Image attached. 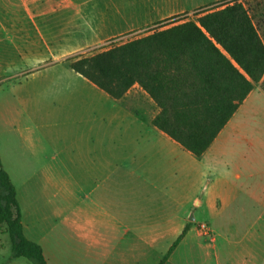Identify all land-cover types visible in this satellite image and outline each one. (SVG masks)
<instances>
[{"label": "crops", "instance_id": "crops-1", "mask_svg": "<svg viewBox=\"0 0 264 264\" xmlns=\"http://www.w3.org/2000/svg\"><path fill=\"white\" fill-rule=\"evenodd\" d=\"M149 1L152 5L0 0V10L17 5L20 16L31 17L27 24L43 50L28 56L69 59L173 15L208 6ZM4 56L2 49L0 57ZM73 73L69 62H60L26 80L70 91L64 100L66 146L59 159L66 171L65 212L79 218L81 225L49 226L47 250L42 239L28 237L22 215L26 237L43 247L47 262L160 264L187 228L164 264H263L264 211L259 207L264 208V146L228 145L239 135L248 139L243 130L246 112L253 109L256 116L264 106L258 84L210 148L197 157L154 126L161 109L140 85L114 99L77 73L84 81H72ZM200 224L210 228V237L200 233ZM67 233L96 236L91 241L73 237L70 242ZM19 259L8 264H19Z\"/></svg>", "mask_w": 264, "mask_h": 264}, {"label": "trees", "instance_id": "trees-1", "mask_svg": "<svg viewBox=\"0 0 264 264\" xmlns=\"http://www.w3.org/2000/svg\"><path fill=\"white\" fill-rule=\"evenodd\" d=\"M197 11L194 21L67 61L75 73L114 99L122 98L135 84L140 85L161 109L154 126L200 157L254 84L260 83L264 91V43L238 0ZM3 224L10 238L12 259L49 264L43 247L24 233L17 190L0 158V226Z\"/></svg>", "mask_w": 264, "mask_h": 264}, {"label": "rangeland", "instance_id": "rangeland-1", "mask_svg": "<svg viewBox=\"0 0 264 264\" xmlns=\"http://www.w3.org/2000/svg\"><path fill=\"white\" fill-rule=\"evenodd\" d=\"M108 1L118 5H152L149 0H104ZM229 1L231 0H169V5H185L189 8L208 5L206 7L219 8L221 4ZM238 1L247 9L264 43V0ZM197 10L199 9L187 10L155 22L107 41L84 52L83 55L92 56L154 31L194 21ZM152 14L156 16L157 11L153 10ZM28 17L31 18L26 13L21 16L18 14L17 5H9L8 9L0 10V50L6 51V56L0 57V155L5 161L4 169L18 192L25 232L29 238L42 239L47 249L49 226L81 225L79 218L71 217L65 212L66 171L64 160L59 159V155L63 157L66 146L64 100L70 91L66 87L43 83L41 80H26L30 74L51 65L60 62L68 64V57L28 56L43 50V45L34 41L33 27L27 24ZM72 55L75 56V53ZM72 75V81H84L79 79L77 74ZM258 86L261 89L260 83ZM254 113L253 109L248 108L243 122V130L248 139L239 135L228 145L264 146V106H261L256 116ZM68 117L71 118L72 114ZM51 162L57 165L49 167L53 165ZM17 166L23 168L17 169ZM262 210L264 211V208L259 207V212ZM66 236L68 241L73 242V237L81 236V240L91 241L96 235L67 233ZM11 253L10 238L6 233V225L3 224L0 226V264H8L12 259ZM18 261L19 264H33L25 258Z\"/></svg>", "mask_w": 264, "mask_h": 264}, {"label": "built area", "instance_id": "built-area-1", "mask_svg": "<svg viewBox=\"0 0 264 264\" xmlns=\"http://www.w3.org/2000/svg\"><path fill=\"white\" fill-rule=\"evenodd\" d=\"M199 231L204 236H207V237L211 236V230L206 224H200Z\"/></svg>", "mask_w": 264, "mask_h": 264}, {"label": "water", "instance_id": "water-1", "mask_svg": "<svg viewBox=\"0 0 264 264\" xmlns=\"http://www.w3.org/2000/svg\"><path fill=\"white\" fill-rule=\"evenodd\" d=\"M190 219H194V217L193 216H191V218Z\"/></svg>", "mask_w": 264, "mask_h": 264}]
</instances>
